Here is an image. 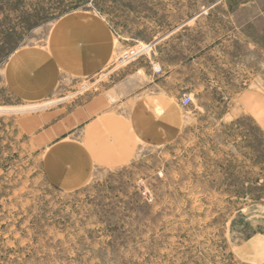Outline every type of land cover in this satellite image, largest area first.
<instances>
[{
	"label": "rangeland",
	"instance_id": "rangeland-1",
	"mask_svg": "<svg viewBox=\"0 0 264 264\" xmlns=\"http://www.w3.org/2000/svg\"><path fill=\"white\" fill-rule=\"evenodd\" d=\"M214 1L0 0V264H264V55L216 52L225 23ZM74 11L104 18L114 57L45 100L18 102L3 85L6 59L44 44ZM111 87L128 106L150 92L174 96L180 132L96 167L84 186L57 187L42 162L51 141L33 136ZM244 89L248 100L237 99ZM23 117L40 127L24 131Z\"/></svg>",
	"mask_w": 264,
	"mask_h": 264
},
{
	"label": "crops",
	"instance_id": "crops-1",
	"mask_svg": "<svg viewBox=\"0 0 264 264\" xmlns=\"http://www.w3.org/2000/svg\"><path fill=\"white\" fill-rule=\"evenodd\" d=\"M218 5L224 11L225 27L217 29L218 39L224 40L214 45L216 52L264 55V0H216L209 10ZM115 49L113 33L102 16L69 12L52 25L44 44L20 47L8 56L1 71L3 85L22 104L40 102L66 79L100 73ZM243 68L247 70V66ZM249 92L244 89L237 99L248 100ZM261 94L264 92L257 90L258 100H264ZM119 99L114 87L87 97L66 115L59 117L55 112L58 119L33 136L38 145L51 141L42 162L52 184L66 190L84 186L96 167L125 164L140 145L162 144L180 132V107L169 93L150 92L129 106L117 103ZM122 106L124 110L117 111ZM36 117L26 119V127L22 118L24 131L40 127L41 119ZM261 117L258 122L263 124L264 114Z\"/></svg>",
	"mask_w": 264,
	"mask_h": 264
},
{
	"label": "built area",
	"instance_id": "built-area-1",
	"mask_svg": "<svg viewBox=\"0 0 264 264\" xmlns=\"http://www.w3.org/2000/svg\"><path fill=\"white\" fill-rule=\"evenodd\" d=\"M133 56H136V52H131L130 54L128 53V55L126 57H121L120 59H118V62L123 63V62H125V60L133 58ZM181 102L184 106H187L191 102V97L190 96H184L182 98Z\"/></svg>",
	"mask_w": 264,
	"mask_h": 264
}]
</instances>
